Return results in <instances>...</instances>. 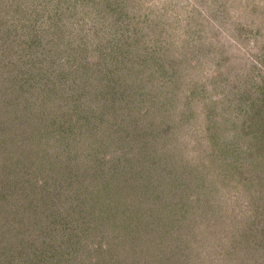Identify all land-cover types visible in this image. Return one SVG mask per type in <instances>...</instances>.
<instances>
[{
    "label": "trees",
    "instance_id": "16d2710c",
    "mask_svg": "<svg viewBox=\"0 0 264 264\" xmlns=\"http://www.w3.org/2000/svg\"><path fill=\"white\" fill-rule=\"evenodd\" d=\"M113 1L42 0L36 9V25L28 33H18V26L14 30L15 22L0 28V69L10 64L14 71L0 84V264H110L113 254L121 257L119 247L138 246L140 242L145 245L146 237L138 225L147 213L155 219L154 234L166 235L168 229L169 238L175 239L181 233L170 227L173 225L169 220L176 214L164 211L159 200L148 208L149 212L142 208L148 202L145 198L160 187V175L144 177L145 173H137L133 182L120 189V196L116 189L112 199L105 189V200L96 197L101 188L95 183L99 175L95 169L104 170L108 163L102 158L93 162L94 170H89V161L96 157L99 147L87 146L102 137L107 145L123 146L127 141L118 139L122 137L118 127L111 123L100 133L87 123L79 124L75 131L70 128L69 124L82 121L77 115L81 107L75 103L83 102L91 113L95 112L92 107L103 108L106 103L105 109L110 113L112 105L118 104L119 98L116 101L115 97L119 87L129 84L134 94L139 91L141 96L143 88L149 86L146 96L151 103L130 107L128 115L135 116L131 122L136 123L141 117L148 119L147 115L152 120L149 119L146 132H140L135 124L125 127H132L127 135L133 133L135 137L116 156L135 159L140 165L144 162L149 169L164 170L177 185L203 183L218 193L219 199L223 198L217 210L203 214L207 219L213 214V219H219L212 229H200L197 236L185 239L193 264H251L253 255L264 254V0ZM5 11H1V17L6 16ZM102 12L111 22L104 27H109V34H103L104 29H98L96 23L83 20L92 13L95 15L90 16L95 19ZM185 18L187 22L176 23ZM223 43L225 50L240 53L224 74L231 88L239 92L235 105L242 112H238L239 119L233 115L227 129L228 140L213 129L221 121H217L212 110L205 111L202 117L199 113L195 118L183 115V123L173 121L172 111L180 101L182 113L189 112V96L193 93L190 84L199 68L198 58L204 49L211 54ZM221 63L218 58L216 76H221ZM121 107L127 109L119 103L118 108ZM239 121L237 128L244 131V154L234 140L233 127ZM200 123L206 126L199 127ZM52 126L56 127L50 129ZM196 137L199 146L213 149L200 160L194 159L189 178L175 174L171 167L173 163L179 165V160L167 159L175 154L170 152L169 144L180 147L179 142L189 144ZM68 147L73 155L66 158L68 164L61 169L55 161H65L60 158L61 148ZM84 150L92 154L87 158ZM75 154H82L81 165L85 167L67 168ZM52 155L57 156L55 161L51 160ZM111 157L115 158L113 154ZM206 160L216 170L211 165L208 168ZM80 184V191L72 190ZM62 186L69 192L68 202L77 200L90 214L102 212V218L108 219L109 213V220H115L120 219L113 216L119 212L128 223L134 222L129 242L114 238L112 243L107 240V247L102 244L98 249L91 248L93 235L102 237L105 230L109 232L108 228L115 229L117 225L92 224L89 217L72 221L64 214L58 198ZM211 189L202 195L207 197L203 203L208 207L212 204ZM228 198L230 204L226 206ZM156 243L151 248L157 254L162 244ZM237 244L243 247L232 251L230 247ZM159 256V262L164 264Z\"/></svg>",
    "mask_w": 264,
    "mask_h": 264
},
{
    "label": "rangeland",
    "instance_id": "374dc122",
    "mask_svg": "<svg viewBox=\"0 0 264 264\" xmlns=\"http://www.w3.org/2000/svg\"><path fill=\"white\" fill-rule=\"evenodd\" d=\"M41 2L42 0H0V28L4 26L2 28L4 29L8 23L12 25V23L15 22L14 23L15 27H13L14 30L16 26H18L17 28L18 33L19 32L24 33V34L28 33V31L32 30L33 27L36 25V22H37L36 17H35L36 11H37L36 9H38V6ZM110 2L114 3L113 0H110ZM106 5L109 6L108 3ZM129 6L130 5L128 4L127 9L129 8ZM4 10H6L5 11L6 16L1 17L2 15L1 11L4 12ZM101 14L97 18L93 19L92 15H95V13H92V15L90 14L92 17L88 15V16H85V19L83 20L85 22L96 23V26L98 29H104L103 34H109L110 33L109 27H106V28L104 27L106 26V24L111 23V22L108 21V19L103 14V12ZM170 20L171 18H169V21ZM179 22L185 23L187 22V20L185 18V20L183 21L181 20L176 21V23H179ZM192 22H199V21H192ZM21 27H24L25 29H20ZM33 37H35L36 39V36H33ZM11 40H12V36L7 37L8 43ZM135 44L132 45V48L134 49L136 48V46H134ZM201 53H202L201 56L198 58V60L200 61L198 63L199 68L196 69V76L195 78H192V81L190 84L193 89V93H191L189 96V100H191L189 106L187 107L189 112L187 111L188 113H185V114L182 113V110L184 108L183 106L181 107V104H179L180 103L179 101L176 107H172L173 115H175L173 121L183 123L184 120L186 119L184 118L183 115L190 114V117L195 118V115L199 113L200 116L202 117L205 111L212 110L216 116L217 121H221V123L219 125H216L213 129L215 131L222 132L223 140H228L226 138L227 129L229 125H232L231 123H232L233 115H235L237 119H239L238 112H241V108L236 109L237 106L235 105V101H238L239 92H237L236 89L231 88L232 84L229 82V80H227V77H225L224 74L227 71V69L230 67V63L233 61V58L236 57V61H237V57L238 55H240V53L239 52L234 53L232 50H229V51L225 50L224 43L221 45L220 49L219 47L216 46L215 51L211 54H206L205 49ZM218 58H221L222 60V63H221L222 66L220 70L221 76L220 75L216 76L214 74L215 67H216V60ZM3 65H5V63L2 64V67ZM12 69H13V66H11L10 64L5 66L4 70L2 68L0 69V73H2L0 74V76H2V78L4 77V80H5V81L3 80L1 81V78H0V84L1 82L5 83L7 78L11 77L9 74H12L14 72ZM131 88L132 86L130 84L127 86L119 87L118 89L119 94L116 95L115 97V100L116 98H119L118 104L112 105L113 107L111 108L110 113H108L105 109V107L107 106L106 103L103 104V108L101 107L98 108L96 106L92 107V109L95 110L94 113L92 112L93 114L91 112H87L90 109H86L83 102H81L80 104L75 103L76 105H79L83 109L82 110L81 108H79L78 114H77L79 115L80 119L82 118V121L80 120V122L77 124H75L74 122L69 124V122H71L69 121L68 124L70 125L71 130L75 131L76 127L79 124L87 123L88 126L90 125L94 126L96 130L100 133L101 131H104L106 125L108 126V124L110 125L112 123L115 128L118 127L117 132L122 135V137H118V139L121 138L127 141L123 146L119 145V143L118 144L110 143L107 145L105 142H103L105 137H102L100 139L93 140V141L91 139L93 143L89 146H87L86 142L80 141L82 145L87 146V149L91 147L92 145L99 147V152L96 155V157L91 159V161H89L91 162V164H89V170L90 169L94 170L95 164H93V162L102 160V158H104V161L108 163L107 167L104 168V170L103 168H100L99 170L95 169V171L99 174L98 177L95 178V183L98 184L97 188H101V190L96 195V197L98 196V199H101V201L105 200L104 199L105 197L104 194L106 193L105 191H107L108 192L107 195H111L110 197L113 199L114 195L112 193L117 192L116 189L119 190L118 192L120 196L121 194L120 189L123 188L124 186L129 185V181L133 182L137 173H145L144 177L146 176L151 177L152 174L160 175L162 176L160 180V184H159L160 187L156 191L154 190L153 193L150 194L151 196H147L145 198L144 201L147 200L148 202L144 203L142 208L144 209V211L149 212L148 208L154 207L153 206L154 203L159 200L160 204L164 206V211L168 212L171 215L176 214L175 216H173L171 220H169V223L173 225L170 227L171 229L173 227L174 229H179L181 233H177V235H175L176 236L175 239H173L172 237L169 238V231L168 229H166L165 230L166 235L163 234L162 232V235L157 234L160 236L156 237L157 235L154 234V231H155L153 229L154 227H152L153 224L155 223L154 222L155 219H151V217L149 216L150 213H147L145 219H143L144 221L138 225L140 228V232H143L142 235L146 237L145 245H144V242L143 243L140 242L138 246H132V247L128 246V248L119 247L118 253L119 255H121V257L116 258L117 255L113 254L112 259L110 260V264H161L159 262V257H160L159 254L162 256V261L164 264H167L168 263L167 261H173V263L175 264H184V263L193 264L192 258L190 256V252L187 249L188 247L186 246L185 239L186 237L194 236L195 234L197 236V234L200 232V229H203L204 232H207L209 229H212L211 226L214 225L219 219H213V215H214L213 213H211L213 215L209 216L208 219L203 214L210 211V209L217 210L218 208L216 207L220 206L219 204L220 200L223 198L219 199L218 193H215V191L211 189L209 186H204L203 183L195 184L192 186L188 184L187 182H185L183 184L177 185L176 182L172 181L173 176L168 173H165L164 170L159 171L158 168H153V167L149 169L146 163L144 162H142L140 165L135 161V159H133L134 161H131L132 158L129 160L128 157L124 155L120 157L116 156V155H119V153H121L122 151L121 149H123V147L126 146V144H128V141L131 138L135 137V134L133 133L132 135L131 134L127 135L129 134V130L132 131V127L131 128H125V127H129V125L135 124L137 125V129L139 128L140 132H146L149 128V124H148L149 119L150 121L152 120V118L149 115H147L148 114L147 113L146 115L147 117H149L148 119L141 120L142 118L141 117V118H138L139 119L138 122L136 123L131 122V119L134 120L135 116L128 115V111L130 107L139 108L140 106L142 107V106H145V105L147 106L151 104L150 101L147 100L148 96H146L149 86L143 88V90L141 91L142 96L140 95L139 91H137L134 94V90ZM137 93H139L138 96H137ZM191 95L193 96V98ZM123 96L126 97V98L124 97L125 99H128L127 103H125L126 101L125 99L123 100V102L120 101ZM145 96H146L145 98L146 100L142 104H140V101ZM213 96L214 98H211ZM109 101H112L114 103L117 100L114 101L111 99ZM119 103H122V106L125 105L127 109L124 110V108L122 107L118 108ZM117 111H118V114L116 115ZM140 114L142 115V113ZM146 120L148 121L146 122ZM240 122L241 121L235 124V127L233 126L232 127L234 128V133L236 135L234 139L235 143L237 144V147L239 148V150H241V153L244 154L242 152L245 146L244 131H241V129L237 128ZM204 125L206 126V123H200L199 127L201 126L204 127ZM55 127L56 126H52L50 127V129H53ZM151 127H153L155 130L157 129V127L154 125H151ZM209 132L211 134L212 129ZM57 136L58 137L60 136L59 137L60 140L64 139L63 137H61V135H57ZM139 136H141L140 133H139ZM199 136L200 135H198V137ZM198 137L191 138L192 142L189 144H187L186 142H179V144L182 145L180 147L179 146L177 147L174 144H169L170 146L168 147L170 148L169 149L170 152L175 153V154H172L174 157L167 156V159H173V160L178 159L179 160V165L176 164L175 166V164L173 163L172 164L173 166L171 167L174 169V172H176L175 174H180L182 177L189 178L193 171L194 159L195 161L200 160L199 158L204 157L206 155V152H209L211 149H213L211 146H206V148L203 145L199 146L197 144V142H199L197 140ZM152 138L154 137L152 136ZM51 139L52 137L50 138V141ZM222 139H219V141ZM206 140H207V137L205 138V143H206ZM192 146H195V148L193 149ZM184 147H187V150H185ZM70 149L72 148L71 147H68L67 149L61 148L62 155H60V158L63 159L64 157V160H65L64 162L59 163V160L55 161V159L57 158V156L55 155L54 156L52 155L51 160L54 159V161L58 163V166H60L61 169L64 168L65 165L68 164L67 163L68 159L66 158L69 156L72 157L73 155L71 152L72 150ZM179 152H181L182 154L184 153V155L183 156L179 155L180 154ZM51 153L53 154V152ZM85 153L87 154V158H88L90 156L89 153L91 152L90 150L89 151L87 150L85 151ZM82 154L79 156L75 154V157L71 159L73 160V162L70 163L67 168L72 169V168H75L76 165L85 167L81 165L83 164L82 157H81ZM111 154H113L115 158L111 157ZM244 157L248 159L247 155ZM109 160H114V161H109ZM191 160H192V164H191ZM205 165L208 168L211 165V169L216 170L214 166H212V164L209 163V160L205 161ZM113 171L114 173L116 172L115 175H112ZM208 176L209 175H207L206 177ZM224 185L227 188H229L227 183H224ZM161 186H162V189H161ZM63 187L64 186H62L61 188H59L60 190H58L59 191L58 198H60L62 202L61 205H63L64 214L69 215L68 217L72 221H82L83 217H86V219L87 217H89L88 220L92 224L93 223L94 224L96 223L97 225L104 224L106 225V227L108 224L114 227L113 223L117 225L115 229L111 227L110 229L108 228L109 232L105 230L106 233L101 235L102 237L93 235L92 236L93 243H91L90 245L91 248L93 247L94 249L96 248L98 249L102 244L104 245L105 243H107V240L109 242L115 241L114 238H118L120 241L129 242V238L133 236V233L130 230L132 227L131 224L133 225L134 222L128 223L126 219L125 220L122 219V217L117 214L119 212H115L116 207L113 208V211L116 213L114 214L113 212L114 214L113 216H115V218L120 217V219L109 220L110 218L109 213H108V219L102 218V215H103L102 212L99 213V215L98 213L90 214L89 213L90 210L88 209L89 211H87L86 208L80 207L79 202L77 200H74V201L70 200L68 202L69 198L67 196L69 192H67L66 188L63 190ZM80 187H81V184L78 185L77 188L76 186H74L72 190L77 189L80 191ZM205 188L211 189L210 196L212 199V202H211L212 204L209 207L203 203L207 199V197H202L204 191H206ZM155 194H157L156 197H155ZM225 203H226V206H229L230 198H228L225 201ZM68 205H70L71 208H66ZM98 219L103 220V221H99ZM204 226H207L208 228H203ZM174 233L176 234V230L174 231ZM170 236H173L172 233L170 234ZM153 237L155 238L153 239ZM151 239H153L152 241L154 242V245L157 244L156 241L159 242V244H162L161 247H158L157 254L155 253L156 250H153V248H151L153 247V242H150ZM141 240H142V237L140 236V241ZM105 246L107 247L106 244ZM241 247H243V245L237 244V246L235 245L231 246L230 249L234 251L235 248L237 249ZM239 250L241 251V249ZM256 254L257 256L255 255L252 256L251 264H264V260H263L264 254L263 255H261V253H256ZM164 257L165 259L168 257L166 259V263L164 261ZM94 258L91 259L92 263L95 262ZM67 262L64 261L62 264H67Z\"/></svg>",
    "mask_w": 264,
    "mask_h": 264
}]
</instances>
